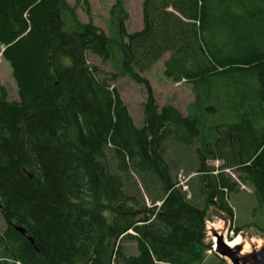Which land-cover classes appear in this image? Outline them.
Wrapping results in <instances>:
<instances>
[{
    "label": "trees",
    "instance_id": "16d2710c",
    "mask_svg": "<svg viewBox=\"0 0 264 264\" xmlns=\"http://www.w3.org/2000/svg\"><path fill=\"white\" fill-rule=\"evenodd\" d=\"M127 18L114 0L107 34L67 0H0L18 95L0 84V264H204L209 208L232 215L226 170L263 209L264 0H143L142 28ZM165 54L164 76L191 84L185 115L141 76ZM121 77L145 88L140 126L111 87Z\"/></svg>",
    "mask_w": 264,
    "mask_h": 264
},
{
    "label": "rangeland",
    "instance_id": "374dc122",
    "mask_svg": "<svg viewBox=\"0 0 264 264\" xmlns=\"http://www.w3.org/2000/svg\"><path fill=\"white\" fill-rule=\"evenodd\" d=\"M142 1L143 0H124V5L128 12V18L125 21V29L127 33H132L142 28ZM67 2L75 7L76 13L81 21H91L105 33H109V10L113 5L114 0H67ZM167 56L168 54H165L159 61L152 65L150 69L142 72L141 76L149 81L159 108L165 104H171L185 115L187 105L190 104L194 98L191 91V84L187 81L173 82L164 76L163 61ZM87 62L91 66L98 67L100 70L98 76L100 77L108 75L113 71V66L109 62H101L98 57L91 55L90 53L87 54ZM0 84L6 89L9 100L18 99L17 88L12 77L11 68L8 62L1 56ZM111 87H114L119 92L133 122L137 126H140L143 119L142 105L146 98L144 86L135 83L128 77H121L111 82ZM168 145L170 148L174 147V145ZM167 147L166 152H168L169 149V147ZM168 154L173 157L175 156V153H173L172 150H169ZM169 155L166 153L165 158L173 168L175 166L173 163H176V158L172 157L173 159H169ZM207 165L214 169L213 174H215L219 172L222 162L208 161ZM224 174L225 177H228L231 181H235L237 185V192L228 196L232 208V215L229 216L215 207L209 208L205 221V242L211 246L210 249L206 250L204 264H217L211 261V259H215V257L218 261L224 260L225 264H230L228 259L218 256L213 251L214 242L212 241V237L214 235L212 232L215 231L216 227L219 228L217 231L222 234L227 241H233L235 238H239V240L243 242L247 240L264 242V207L260 211L253 212L255 202L253 199L252 188L248 184H242L238 180V174L233 170H226ZM192 175L195 174L191 173V171H187V169H185V171L180 169L178 170V173L175 174L181 191H186V194L188 191L186 180L188 179V176ZM186 198L191 199L192 195L187 194ZM146 202L150 204L148 199H146ZM3 227L4 224L0 216V228ZM125 248L128 254L137 253L134 241L126 242ZM213 254L216 256L213 257Z\"/></svg>",
    "mask_w": 264,
    "mask_h": 264
},
{
    "label": "water",
    "instance_id": "95a60500",
    "mask_svg": "<svg viewBox=\"0 0 264 264\" xmlns=\"http://www.w3.org/2000/svg\"><path fill=\"white\" fill-rule=\"evenodd\" d=\"M2 204L0 202V209ZM28 239L30 237L26 232L20 230ZM212 234L216 237L213 244V251L220 257L228 259L230 264H264V246L252 248L250 251L242 253L241 245L229 247L223 240V236L213 231Z\"/></svg>",
    "mask_w": 264,
    "mask_h": 264
},
{
    "label": "bare ground",
    "instance_id": "6f19581e",
    "mask_svg": "<svg viewBox=\"0 0 264 264\" xmlns=\"http://www.w3.org/2000/svg\"><path fill=\"white\" fill-rule=\"evenodd\" d=\"M219 228H215V231L218 233V234H220L217 230H218ZM220 235H222V234H220ZM223 240L227 243V245L229 246V247H235V246H237V245H241V247H242V253H245V252H248V251H250L253 247L254 248H259V247H261V246H264V242H257V241H251V240H247V241H245V242H243V241H240L239 240V238H235L233 241H227L226 239H225V237L223 236ZM212 241L213 242H215L216 241V237L215 236H213L212 237ZM234 241H240V242H236V243H234Z\"/></svg>",
    "mask_w": 264,
    "mask_h": 264
},
{
    "label": "clouds",
    "instance_id": "9594fccd",
    "mask_svg": "<svg viewBox=\"0 0 264 264\" xmlns=\"http://www.w3.org/2000/svg\"><path fill=\"white\" fill-rule=\"evenodd\" d=\"M236 242H238V241H234V243H236Z\"/></svg>",
    "mask_w": 264,
    "mask_h": 264
}]
</instances>
